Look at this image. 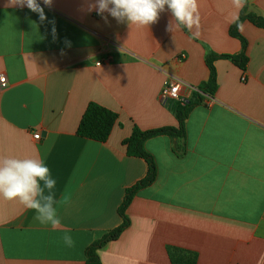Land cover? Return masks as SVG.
I'll use <instances>...</instances> for the list:
<instances>
[{
  "label": "crops",
  "instance_id": "0c3cea01",
  "mask_svg": "<svg viewBox=\"0 0 264 264\" xmlns=\"http://www.w3.org/2000/svg\"><path fill=\"white\" fill-rule=\"evenodd\" d=\"M37 2L43 22L0 0V75L8 81L0 91V156L44 160L57 182L61 228L0 197V264H86V249L121 224L126 190L147 173L123 142L134 128L178 126L175 101L162 99L168 81H181L188 100L209 79L208 53H241L230 35L236 10L230 0H199L194 38L187 29L166 31L169 11L137 28L88 12L87 0ZM247 2L264 17V0ZM240 33L246 71L215 62L218 90L190 113L186 153L175 154L166 136L146 142L156 182L135 196L120 238L98 252L102 264H171L169 246L196 252L197 264H264V30L245 21ZM90 103L118 115L105 143L77 134ZM64 230L74 247L64 244Z\"/></svg>",
  "mask_w": 264,
  "mask_h": 264
},
{
  "label": "clouds",
  "instance_id": "9594fccd",
  "mask_svg": "<svg viewBox=\"0 0 264 264\" xmlns=\"http://www.w3.org/2000/svg\"><path fill=\"white\" fill-rule=\"evenodd\" d=\"M230 3L236 10L232 22L237 24L239 30L242 23L239 22L238 13L245 7L247 0H230ZM43 4L50 8L53 0H43ZM7 6H26L37 13L42 22L47 19L44 8L37 0H8ZM87 11H96L106 22L111 16L117 23H127L137 28H148L159 21L161 13L169 11L172 19L166 31L175 33L183 28L192 33L194 38L200 35L199 0H87ZM105 13L108 15L105 16ZM56 183L51 169L39 157L0 156V197L6 201H16L25 209L34 211V219L53 230L61 228L54 192ZM61 202L67 203V200ZM62 240L67 247L75 246L69 230H64Z\"/></svg>",
  "mask_w": 264,
  "mask_h": 264
},
{
  "label": "trees",
  "instance_id": "16d2710c",
  "mask_svg": "<svg viewBox=\"0 0 264 264\" xmlns=\"http://www.w3.org/2000/svg\"><path fill=\"white\" fill-rule=\"evenodd\" d=\"M248 21L257 28L264 30V17L256 15L249 10V4L241 10L239 22ZM230 35L240 40L242 51L238 55H219L208 53L205 57L206 65L209 69V79L201 84L192 97L188 100L173 102L171 111L174 114L178 126L164 127L154 130L143 131L139 128H134L132 135L123 142L126 148V153L130 157L140 158L147 165L146 176L136 184L126 190L123 203L118 209V215L121 218V224L105 234L101 239L93 242L85 252L86 264H102L98 252L108 243L116 241L120 238L123 232L129 227L130 219L127 215L128 208L135 196L143 189L152 186L158 176V168L154 157L146 149V142L150 139L166 136L175 142L174 152L178 156L186 153V121L192 110L204 102V96L214 97L218 90L217 72L215 62L220 59H228L232 61L241 70L246 71L248 64L247 56V41L238 30L237 24L234 23L230 28ZM118 121V115L96 103H90L79 124L77 134L82 138L93 140L100 143L108 141L113 128ZM167 253L171 264H197L198 255L196 252L184 250L181 248L169 246Z\"/></svg>",
  "mask_w": 264,
  "mask_h": 264
},
{
  "label": "built area",
  "instance_id": "2783aa9c",
  "mask_svg": "<svg viewBox=\"0 0 264 264\" xmlns=\"http://www.w3.org/2000/svg\"><path fill=\"white\" fill-rule=\"evenodd\" d=\"M182 58H184V56H182ZM243 80H245V78ZM7 86H8L7 78L5 75L1 74L0 75V91L7 88ZM180 89H181V81L176 80V79L168 81L162 91V99L164 101H176V102L181 101ZM40 138H41L40 133H37L34 136V139L36 140H39Z\"/></svg>",
  "mask_w": 264,
  "mask_h": 264
}]
</instances>
